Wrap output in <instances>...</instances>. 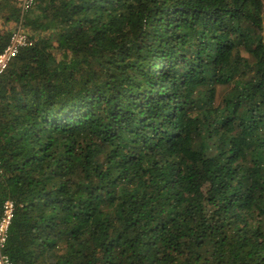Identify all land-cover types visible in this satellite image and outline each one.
<instances>
[{
    "label": "trees",
    "instance_id": "trees-1",
    "mask_svg": "<svg viewBox=\"0 0 264 264\" xmlns=\"http://www.w3.org/2000/svg\"><path fill=\"white\" fill-rule=\"evenodd\" d=\"M18 27L14 264H264V0H0Z\"/></svg>",
    "mask_w": 264,
    "mask_h": 264
},
{
    "label": "built area",
    "instance_id": "built-area-1",
    "mask_svg": "<svg viewBox=\"0 0 264 264\" xmlns=\"http://www.w3.org/2000/svg\"><path fill=\"white\" fill-rule=\"evenodd\" d=\"M34 1L22 0V9L26 10ZM28 45H30L29 36L21 27H18L12 33L7 47L0 52V77L6 72L19 51ZM14 210L15 206L12 201H5L0 205V264H14L7 253V243L14 217Z\"/></svg>",
    "mask_w": 264,
    "mask_h": 264
}]
</instances>
